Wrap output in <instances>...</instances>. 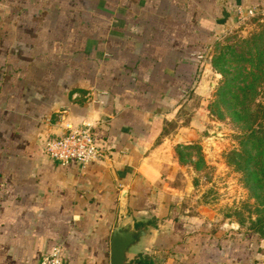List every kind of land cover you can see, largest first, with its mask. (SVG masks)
Instances as JSON below:
<instances>
[{
	"label": "crops",
	"instance_id": "1",
	"mask_svg": "<svg viewBox=\"0 0 264 264\" xmlns=\"http://www.w3.org/2000/svg\"><path fill=\"white\" fill-rule=\"evenodd\" d=\"M250 9L264 0H0V264H109L123 192L155 229L140 264H262L250 241L192 232L165 183L181 136L152 139L208 94L199 59ZM65 123L92 126L95 162L45 156Z\"/></svg>",
	"mask_w": 264,
	"mask_h": 264
},
{
	"label": "rangeland",
	"instance_id": "2",
	"mask_svg": "<svg viewBox=\"0 0 264 264\" xmlns=\"http://www.w3.org/2000/svg\"><path fill=\"white\" fill-rule=\"evenodd\" d=\"M203 74L208 94L184 97L176 118L159 119L153 131L154 142L181 136L166 189L192 232L219 244L250 241L264 264V12L215 39L199 59Z\"/></svg>",
	"mask_w": 264,
	"mask_h": 264
},
{
	"label": "built area",
	"instance_id": "3",
	"mask_svg": "<svg viewBox=\"0 0 264 264\" xmlns=\"http://www.w3.org/2000/svg\"><path fill=\"white\" fill-rule=\"evenodd\" d=\"M258 12L250 9L239 12L238 20L243 17H252ZM90 124L74 126L70 123L63 125L60 135L48 138L44 142L45 156L62 166L75 162L79 166H85L95 162L101 155L100 148L96 143ZM34 264H69L66 260L53 252L44 256Z\"/></svg>",
	"mask_w": 264,
	"mask_h": 264
},
{
	"label": "water",
	"instance_id": "4",
	"mask_svg": "<svg viewBox=\"0 0 264 264\" xmlns=\"http://www.w3.org/2000/svg\"><path fill=\"white\" fill-rule=\"evenodd\" d=\"M126 197L127 192L120 196L117 220L110 237L109 264H140L143 246L155 231L149 224L150 216L128 211Z\"/></svg>",
	"mask_w": 264,
	"mask_h": 264
},
{
	"label": "trees",
	"instance_id": "5",
	"mask_svg": "<svg viewBox=\"0 0 264 264\" xmlns=\"http://www.w3.org/2000/svg\"><path fill=\"white\" fill-rule=\"evenodd\" d=\"M253 136L254 135H252V140L254 141V142H256V140H255V138H253ZM262 230H261V228L260 229H258V230H254V232H251L252 233V235H255V234H259V233H263V232H261ZM262 235H264V234H262Z\"/></svg>",
	"mask_w": 264,
	"mask_h": 264
}]
</instances>
